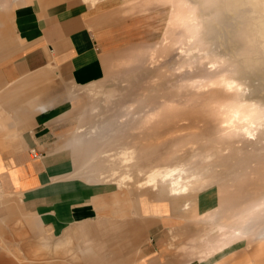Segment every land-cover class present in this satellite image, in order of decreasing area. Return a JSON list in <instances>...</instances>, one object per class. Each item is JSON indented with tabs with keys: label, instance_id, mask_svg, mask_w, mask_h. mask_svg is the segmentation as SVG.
Returning <instances> with one entry per match:
<instances>
[{
	"label": "rangeland",
	"instance_id": "obj_1",
	"mask_svg": "<svg viewBox=\"0 0 264 264\" xmlns=\"http://www.w3.org/2000/svg\"><path fill=\"white\" fill-rule=\"evenodd\" d=\"M88 1L53 0L45 2L44 0H33L19 3L10 2L12 6L36 4L44 8L75 3H86L92 6L96 3H102V1L109 4L101 9L109 13L99 14L100 19L108 18H104V21L98 25L102 35L105 75L91 87L74 89L76 92L70 96L69 114H67L69 129L67 136L59 140L60 146L58 148H64L63 158L65 162L55 165L56 167H50V169L54 168L51 170L53 172L52 182L55 184H70V181L63 180L62 177L67 171L71 170V160L77 158L76 151L81 146L79 143V136L81 135L76 132L74 127L83 122L84 129L88 130L94 123L93 127H100L103 135L102 139L96 138V140H99L101 154L107 151L113 152L114 150L119 153L122 148L136 147V151L142 152V158L138 163L143 165L144 172L151 170V167L171 166L186 161L193 164L194 168H192L195 171L200 174L203 173L202 176H197L198 179L201 178L193 184L195 190L188 192L187 197L193 202L195 210L198 209V218L203 219L209 225L210 230L207 231L206 235L210 239V232L214 230V226H222V224L215 220H208L207 216L209 214L202 216L203 210L211 207L230 210L229 208L236 205H246L252 194L250 192L252 185L248 179L255 174L262 176L255 188L264 189V168L259 164L253 170L254 167L249 161L252 156H264V142L261 136L259 135L255 139L256 144L254 145L249 144L250 142H243L241 139L239 141V138L232 134V130L226 129L228 125L226 127V124L223 123L225 117L219 114L220 107L222 108L227 104L233 105L236 101V91H231L222 82L224 78L230 76L236 77L243 88L254 89L252 100L245 102L248 109L257 108L256 110L259 112L262 110V106L257 100L262 94L264 95V0H174L170 4H159L156 0ZM134 2L145 4L146 9L150 10L133 9ZM204 13L217 26V40L202 20ZM182 15L195 17L196 20L192 25L198 34L194 38L189 34H183L178 28V21ZM199 15L200 17H198ZM167 37L168 41L178 42V46L172 49L167 47L166 53L162 57L159 52L166 45ZM214 44H216L215 53L225 56V63L214 69L208 68L211 65H208V67L199 65L195 70L191 69L192 64L187 57L188 54L192 52L195 56L209 55V53H214ZM231 44H234L239 50L231 49ZM153 47H156V49H152ZM197 49L199 52H195ZM153 50L158 52L157 63L152 62L150 59V52ZM127 105H133L132 113L125 114L123 112ZM82 106L84 112L81 118L80 107ZM92 107H94V111ZM5 108L9 111L7 107ZM150 111H160L164 114L163 116L171 119L159 123L156 129L151 132L139 131L140 134L138 133V123L140 121L137 118H140V115L143 117ZM13 115L9 114L11 119ZM258 115L261 117V112ZM9 123L13 126L18 125L13 119ZM70 132L71 134H69ZM226 142L229 144L226 145ZM240 148L243 149L246 160H240L238 153L235 152ZM18 150H21L20 146ZM193 150L202 151L203 153L197 154L198 152ZM102 156L99 157L98 162L94 163V168L91 164L89 165L94 170L97 180L106 184L96 185L94 182L78 180L79 184H74L73 188H70L74 199L73 203H81L85 207L92 206L94 202L104 203L107 199H104L103 195L105 192H109L111 194L110 201L114 200L119 203L126 200L128 203L132 202L133 205L132 196L126 189L131 190L133 194L141 190H148L154 196L167 193L168 188L165 184H159L157 188H137L138 182L144 178L139 176L138 169L135 168L129 170L130 174L136 177L133 183L118 181L122 177L116 180L110 177L108 178V180L111 179L110 182L102 180L101 176L103 174L109 176L112 171L117 169L119 175L123 176L125 171L119 163H107ZM238 166L239 170L242 171V175L240 174L241 171H235ZM85 170H88L87 165ZM238 177H241V179ZM116 181L122 188L112 185ZM211 185L216 187L220 185L219 188H215V191L211 192L213 197L209 198L199 192L202 186L206 187L204 188L205 191L212 189ZM105 189L109 191H104ZM158 190L160 191L158 192ZM151 194L146 196L148 197L146 200H155ZM28 196L30 195L2 196L0 194V201H11L15 208L10 211L14 213L21 212L18 216L22 215V222L28 224L22 229H24L26 235L30 236L32 243L36 244L39 243L41 237L36 236L32 232L33 227L30 226H32V223L34 224L35 218L51 219L57 214V211L55 212L57 205L47 200L38 204L33 203L36 204L34 206H32L33 204L28 205L27 201L30 199ZM31 199L32 202H35L32 196ZM46 205L51 207L45 208ZM125 206L127 208L131 204ZM42 208L45 211L52 208L53 211H42V213ZM73 208H77V206L75 205ZM127 211L124 219H131L134 226L140 227L141 213L137 212L134 205L131 211L128 209ZM115 219H120L118 214H116ZM100 220H106L105 216L86 215L84 217L85 225L97 224ZM123 220L120 221L121 224L125 222ZM174 220L177 227L169 230L171 235L170 255L175 257L174 261L177 260L181 264L184 262V264L200 262L195 254L197 251L195 240L202 232L203 226L193 219H180L174 216ZM35 226L38 227L36 224ZM42 227L49 234L54 232L45 221L42 222ZM121 228L124 227L121 226ZM256 232L258 235L255 237L249 235L247 239L235 245L242 246L241 254L250 257L252 263L255 262L253 254L258 253L264 260V256L259 253L260 239H258L260 235L264 236V226L261 229L258 227ZM137 235L141 241L143 233L137 229L134 236ZM107 241L105 244L110 250H118L117 264H124L123 259L126 260V264H131L128 256L125 259V255H128L125 242L130 243L126 236L114 234L108 236ZM105 244L101 246L100 243V246L96 248L102 252V255L110 253L104 248L103 245ZM215 244L217 243L213 244L214 247ZM106 251L108 253H105ZM17 254L24 260V263H34L35 256L31 252L22 253L17 250ZM0 256L10 261V263L12 262V257L8 253L2 251ZM120 256L122 257L120 258ZM110 259L104 258L102 262L110 264ZM36 264L46 263L40 261Z\"/></svg>",
	"mask_w": 264,
	"mask_h": 264
},
{
	"label": "crops",
	"instance_id": "obj_2",
	"mask_svg": "<svg viewBox=\"0 0 264 264\" xmlns=\"http://www.w3.org/2000/svg\"><path fill=\"white\" fill-rule=\"evenodd\" d=\"M29 1L33 0H0V194H28V205L47 200L57 205V214L51 219H34L30 227L36 236L41 237L39 243L34 244L22 229L28 224L22 222V215L18 216L21 212L10 211L15 208L11 201H0V252L12 257L10 263L0 256V264H29L18 256L17 250L22 253L29 251L35 256L34 263L30 264L40 261L46 264H105L102 262L104 258H111L110 264H117L118 250H110L105 244L108 236L114 234L130 240L128 244L125 242L128 250L125 259L128 256L131 264H181L174 261L175 257L169 251V230L177 227L174 216L193 219L203 226L195 240V254L200 260L196 264H264L258 253L253 254L255 262L252 263L250 257L241 254L242 246L239 244L231 250H215L213 244L217 240L207 238L210 227L198 218V209L195 210L187 196L160 197L148 190L133 194L126 189L132 196L135 209L141 213L138 228L133 225V220L124 219L127 209H133L132 202L110 201L109 192L103 195L107 199L104 203L94 202L88 207L73 203L70 188L79 184L78 180L106 184L97 180L92 169L99 161L100 146L99 140L86 132L91 131L94 123L88 130L84 129L83 122L74 127L81 135V146L76 151L77 158L71 160V170L62 177L70 184L52 182L51 170L54 168L50 167L65 162L64 148H58L59 140L67 136L69 129L70 96L76 89L91 87L105 75L102 35L98 25L108 18L100 19L99 14H108L101 9L109 4L102 1L93 6L75 3L45 8L36 4H10ZM133 9L150 10L145 4L135 2ZM83 110V106L80 107L81 118ZM9 114H14L12 119L18 125H10L12 119ZM36 154L39 157L36 158ZM86 165L88 170H85ZM150 194L155 200H146ZM31 196L35 202L31 201ZM128 204L131 206L126 208ZM75 205L77 208H73ZM50 210L53 211L52 208L46 211L42 208L41 212ZM116 214L119 220L115 219ZM86 215H104L108 221L85 225ZM121 220L125 222L121 224ZM44 221L54 230L52 234L43 229ZM137 229L143 233L141 241L138 235L134 236ZM100 243L101 246L105 244L103 246L109 254L102 255L96 249ZM123 261L126 264V260Z\"/></svg>",
	"mask_w": 264,
	"mask_h": 264
},
{
	"label": "bare ground",
	"instance_id": "obj_3",
	"mask_svg": "<svg viewBox=\"0 0 264 264\" xmlns=\"http://www.w3.org/2000/svg\"><path fill=\"white\" fill-rule=\"evenodd\" d=\"M173 1L174 0H156V2L159 4H170ZM230 1H232V0H230ZM183 4H185V3H183ZM232 4H233V2H232ZM182 10H184V9H182ZM198 17H200V15ZM195 20H196L195 17L191 18V17H187V16L182 15L178 21V28L183 32V34H189V36H192L194 38L198 34V32L194 29V27L192 25ZM202 20L206 24L208 30L214 34L215 39H216L217 38V26L214 23V21L212 19H210V17H208L207 14H205V13L203 14ZM183 37H184V35H183ZM192 37H191V39H193ZM191 39H189V41ZM166 40H167L166 45H164L163 48H161V50L159 52L162 55V57L165 55L167 47L172 49V48H174V47L176 48L178 46V42L168 41V37L166 38ZM190 42H192V41H190ZM216 44L213 45L214 46V49H213L214 53H209V55L208 54H203V55L201 54V56H195L192 52L189 53L187 57L189 58V61L192 64V66L189 65L190 68L195 70V68L199 65H203V66H207V67H208V65H211V67H208V68L214 69L218 65L225 63V61H224L225 56H220V55H217L215 53ZM250 44H252V43H250ZM217 47H218V45H217ZM230 47H231V49L239 50L234 44H231ZM152 49H156V48H152ZM196 51L199 52L198 49L195 50V52ZM157 54H158V52L154 51V50L152 52H150V59L154 63H157V61H158ZM222 82L224 83V85L226 84V86L229 87L231 89V91L235 90L236 95H237V97H235L236 99L234 98L236 100L235 103L233 104L231 102L233 105L227 104L226 106L219 108V114L221 116L225 117V121L223 123L226 124V127L228 125V127L226 129L232 130L231 131L232 134L234 136L238 137L239 141L241 139V141H243V142L244 141L250 142L249 144L254 145V144H256L255 139L257 137H259V135H260L262 141L264 142V95L262 94L257 100L258 103L261 104V106H262V110L260 111L262 116L259 117L258 114L260 112L256 110L257 108L249 110L248 106L245 105V102L247 103L248 100H252V97L254 94V89L243 88V86L240 84L239 80L233 76L224 78ZM254 101H256V100H254ZM133 109H134L133 105H127V106H125L123 112L125 114H129V113H132ZM259 109H261V108H259ZM163 115L164 114L161 113L160 111L159 112H157V111L147 112L143 117L141 115L140 116L137 115L140 117V118H137V120L139 119V121H140L138 123V128H139L138 133H140L141 131L142 132H144V131H150L151 132L152 130L156 129V127L159 123H162L166 119L167 120L171 119L170 117H165ZM173 118H176V117H173ZM121 122H123V121H121ZM123 124H125V123H123ZM223 127H221V128H223ZM87 135H89V136L92 135L91 136L92 138H94V136H95L96 138H99V139H102V137H103L100 127H93L90 132H87ZM115 135H117V134H115ZM142 135H144V134H142ZM142 135H141V137H142ZM227 144H229V143L226 142V145ZM135 148L134 147L133 148L129 147V149L122 148V149H120L119 153H116L115 150L113 152H109V151L103 152L102 154L100 152V157H101V155H103L102 157L107 161V163H109V162L119 163L120 167L125 170L123 173V176H120L119 171L116 169V170L112 171L111 172L112 174L109 176H105L103 174L101 176V179L105 180L107 182H110L111 179L116 180L117 178L122 177L118 181L133 183V182H135L136 177H133V175L130 174L131 172L129 170L135 168L136 170L138 169L139 176L144 178L142 181L138 182L137 188H144V189L145 188H157L159 186V184H165V185H167V188H168L167 193L165 192V193H161L158 195L159 196L169 195V196H176V197L187 196L188 192H190L191 190H195L193 184L201 178L200 177L198 179L197 176H200V175L202 176L203 173L200 174L197 171H195V169H193L194 167L192 166L193 165L192 163L189 164L185 161V162H179V163H177L175 165H171V166H160L159 165V166H155L154 168L151 167V170H149L148 172H144L143 171V165L138 163L139 160H141V158H142V152L139 150L136 151ZM230 149H231V147H230ZM194 152H198L197 154L203 153L202 151H200V152L194 151ZM235 152L238 153V157H240V160H246V155L244 154L242 148L238 149ZM191 155H190V157H191ZM263 157H264L263 155H258L257 157L252 156V158L249 159L252 166L254 167V168L252 167L253 170H255V167L259 164H261L262 167L264 168V158ZM92 159H93V157H92ZM235 171H237V172L241 171V170H239V166ZM240 174L242 175V171L240 172ZM241 175H239V176H241ZM110 177H111V179L108 180V178H110ZM241 177H238V178L241 179ZM261 178H262V176L260 177V174L259 175L255 174V175H253V177H251V176L249 177L248 181H250V184L252 185V190L250 191V192H252V194H251V197L249 198V201L246 203V205L245 204L244 205H236L233 208H229L230 210H228V209H217V208L211 207V208H207L206 210L202 211V213H201L202 216H206V214H209L207 216L208 220H210V221L215 220L216 222H219L220 224H222V226L215 225L214 230H212L210 232V239L211 240H213V239L217 240L216 241L217 244H215V247H214L215 250H217V251L231 250V248L234 245H236L239 242L244 241V239H247V237L249 235L254 236V237L256 235H258V233L256 232L257 228L259 227L261 229L264 226V189L259 190V189L255 188L256 185L259 184ZM246 184H249V183H246ZM112 185H115L117 188L120 187V184L117 181H116V183H113ZM195 186H197V185H195ZM206 187H207V185H206ZM206 187L202 186V188L199 192H201L202 195L204 194V195H207V197L211 198V197H213L211 195V192L215 191V188H219L220 185H219V187L211 185L212 189L210 187H208V188H210V190H208V191L204 190V188H206ZM120 188H122V187H120ZM159 191L160 190H158V192ZM258 239H260V242L258 241L259 242V253L262 254V256H264V236L260 235Z\"/></svg>",
	"mask_w": 264,
	"mask_h": 264
},
{
	"label": "built area",
	"instance_id": "obj_4",
	"mask_svg": "<svg viewBox=\"0 0 264 264\" xmlns=\"http://www.w3.org/2000/svg\"><path fill=\"white\" fill-rule=\"evenodd\" d=\"M35 157H36V158L39 157L38 154H36Z\"/></svg>",
	"mask_w": 264,
	"mask_h": 264
}]
</instances>
